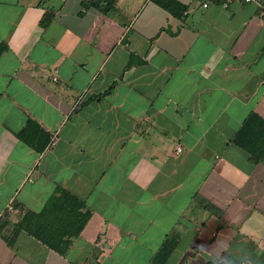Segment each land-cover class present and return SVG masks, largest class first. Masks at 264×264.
Returning <instances> with one entry per match:
<instances>
[{"label": "crops", "instance_id": "crops-1", "mask_svg": "<svg viewBox=\"0 0 264 264\" xmlns=\"http://www.w3.org/2000/svg\"><path fill=\"white\" fill-rule=\"evenodd\" d=\"M82 1L0 0V263L157 264L173 233L163 264H264V159L231 140L264 117V0ZM29 119L42 150L16 134ZM57 185L91 213L66 252L9 245Z\"/></svg>", "mask_w": 264, "mask_h": 264}, {"label": "trees", "instance_id": "trees-1", "mask_svg": "<svg viewBox=\"0 0 264 264\" xmlns=\"http://www.w3.org/2000/svg\"><path fill=\"white\" fill-rule=\"evenodd\" d=\"M175 15H180L184 6L177 0H152ZM115 0H87L82 1L85 7L93 6L103 12L113 8ZM54 18L53 11L46 10L40 18V24L45 28ZM0 45V52L4 48ZM131 61L128 62L130 64ZM108 87L102 94L108 93ZM17 136L30 145L42 150L49 137L38 124L29 119L26 125L16 132ZM33 135V137H32ZM232 142L246 150L254 161L264 159V117L256 112H250L232 137ZM203 206L210 211L219 213V209L208 201H202ZM90 210L84 202L57 185L47 197L42 208L38 211L27 209L12 226L7 235H3L9 245L13 244L17 234L24 230L39 241L45 243L53 250L64 254L71 244L73 237L77 236L90 216ZM177 242V236L169 234L160 244L153 255V261L163 264ZM1 264V263H0Z\"/></svg>", "mask_w": 264, "mask_h": 264}, {"label": "built area", "instance_id": "built-area-1", "mask_svg": "<svg viewBox=\"0 0 264 264\" xmlns=\"http://www.w3.org/2000/svg\"><path fill=\"white\" fill-rule=\"evenodd\" d=\"M212 1H220V3L224 6H226L228 4L229 0H201V4L203 6H207L210 2ZM247 1V0H246ZM259 14L264 18V7H261L259 10ZM53 79H56V76H53ZM50 146L55 144V138L53 137L50 141ZM180 149V147H178V150ZM13 209V204L12 202L8 203L6 206V210H12ZM2 214V211L0 212V215Z\"/></svg>", "mask_w": 264, "mask_h": 264}, {"label": "clouds", "instance_id": "clouds-1", "mask_svg": "<svg viewBox=\"0 0 264 264\" xmlns=\"http://www.w3.org/2000/svg\"><path fill=\"white\" fill-rule=\"evenodd\" d=\"M202 244L198 246L197 248V255H199L201 253V248H202ZM238 259V258H237Z\"/></svg>", "mask_w": 264, "mask_h": 264}]
</instances>
